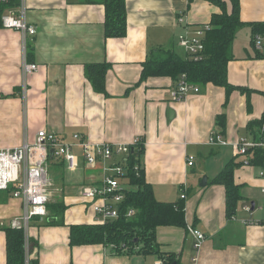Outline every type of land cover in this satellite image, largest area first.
<instances>
[{
  "label": "crops",
  "instance_id": "obj_1",
  "mask_svg": "<svg viewBox=\"0 0 264 264\" xmlns=\"http://www.w3.org/2000/svg\"><path fill=\"white\" fill-rule=\"evenodd\" d=\"M230 10L229 0H225ZM1 3V2H0ZM3 3V2H2ZM9 4V3H6ZM29 24L26 57L37 64L27 76L23 97V39L19 30L0 26V148L34 142L46 129L74 141L73 135L93 143L127 144L140 136L144 177L160 201L175 202L185 191L187 227L201 230L200 248L185 227L160 226L157 241L162 253L175 256L171 264H264V176L261 167L240 164L235 183L242 199L228 217L226 189L214 178L231 161L240 162L233 142L260 140L262 129L249 128L264 114V59L253 45L252 22H264V0H240V27L233 42L234 59L228 81L239 88L229 94L223 86L199 85L185 100L172 98L176 83L170 76L140 81L142 64L152 49L173 48L184 55L179 36L185 24L197 29L210 23L221 8L209 0H125L127 33L106 37V8L100 0H25ZM22 0L5 8L18 11ZM183 14L186 23H180ZM108 62L107 94L96 92L86 66ZM225 115L224 131L217 117ZM220 135L227 144L211 142ZM79 167L52 158L49 176L52 199L46 216H35L27 230L13 227L22 215L23 200L0 193V264H7L5 228L29 238V257L38 264H154L157 255L113 254L103 244L71 245V225L97 224L98 216L81 196L86 185L100 183V166H89L76 146ZM189 156L193 164L189 165ZM115 158L114 160H116ZM206 184L201 186L204 177ZM52 204V206H50ZM53 204L60 211L55 215ZM245 205H250L248 212ZM49 206L52 211L49 212ZM239 219H252L245 224ZM57 222L49 223V218ZM26 250V249H25ZM193 258L196 259L193 262ZM26 259V256H25Z\"/></svg>",
  "mask_w": 264,
  "mask_h": 264
},
{
  "label": "trees",
  "instance_id": "obj_2",
  "mask_svg": "<svg viewBox=\"0 0 264 264\" xmlns=\"http://www.w3.org/2000/svg\"><path fill=\"white\" fill-rule=\"evenodd\" d=\"M106 8L105 35L106 37H123L127 33V14L125 0H100ZM192 1V0H190ZM221 8L220 13H214L209 23L210 28L204 35V53L200 60H194L187 54H180L173 48L157 47L151 50L147 59L142 64L140 81L150 76H170L175 83L182 74L187 75V80L196 85L213 83L223 86L229 94L239 86L228 81V65L234 59L233 42L237 30L245 25L240 16V0H229L230 10L225 0H209ZM12 3V0L10 1ZM9 4L0 3L1 16ZM251 44L255 48L254 37L264 32V22H252ZM256 50V48H255ZM257 54L263 58L258 50ZM111 64L108 62L93 63L86 66L87 79L94 90L107 94L106 74ZM241 89V88H239ZM242 90V89H241ZM221 131H224L226 119L224 113L217 117ZM251 129L264 128V114L260 119L249 124ZM264 138L261 131L260 139ZM143 140V138H142ZM144 152V141L140 148L131 153L127 158L130 187L125 190V198L118 206L119 216L105 223L71 225V245L103 244L113 254H142L157 255L165 264H171L176 259L173 254L162 253L157 241V229L160 226H179L188 228L186 222V203L183 198L175 202L160 201L156 198L154 189L144 177L143 169L138 176L133 170ZM249 164L264 168V148H251L246 156ZM244 164L231 161L214 178V182L224 185L226 189V211L228 217L236 213L238 203L242 199L240 186L235 183V168ZM9 190H0L10 194ZM49 205V204H48ZM52 206V204L50 205ZM49 206V212L52 208ZM59 206L53 204L55 215L59 216ZM129 209L135 213L127 216ZM57 219L49 218V223ZM7 238V264H26V250L24 247V232L11 226L5 228ZM29 264H38V260H31Z\"/></svg>",
  "mask_w": 264,
  "mask_h": 264
},
{
  "label": "built area",
  "instance_id": "obj_3",
  "mask_svg": "<svg viewBox=\"0 0 264 264\" xmlns=\"http://www.w3.org/2000/svg\"><path fill=\"white\" fill-rule=\"evenodd\" d=\"M11 0H0L3 3H9ZM27 5L22 0V5L18 11L8 9L1 16L2 26L5 28L19 30L23 39V97L27 88V76L36 71L38 66L30 63L26 57V44L28 35L37 32V28L29 24L27 19ZM179 22L185 24L186 19L180 14ZM210 28V25H204L197 29H191L185 24L183 33L179 36V45L183 48L185 54L194 60H200L203 57L205 45L204 35ZM255 48L263 55L264 59V32L258 33L254 37ZM199 85L193 84L187 80V75L182 74L171 92L172 98L177 101L185 100L191 92H198ZM74 141H67L64 137L50 132L46 129L39 130L34 142L25 140L21 145L14 148H0V190H9L11 187V196L23 200L22 215L13 223V227H24L28 229L31 219L35 216H46L48 204L52 197L53 182L49 176V162L52 158L63 160L67 168L71 171L79 167V155L74 148H81V155L89 166H100L103 171V177L98 184L83 186L81 196L89 203L98 216L99 223L117 218L119 216L118 204L125 198L124 192L130 187L129 170L127 158L131 153L143 144L142 137L137 136L132 142L127 144L115 143H93L85 140L80 133L73 135ZM211 142L227 144V141L221 140L220 135L211 138ZM233 147L238 155L245 156L244 163L248 164L246 157L251 148L263 147L264 138L260 140L240 139L233 142ZM51 150H53L51 154ZM117 158L116 160H114ZM193 156H189V165L193 164ZM142 166L137 163L133 170L138 176L141 175ZM260 175L264 176V168H261ZM185 191H182L181 198L185 199ZM244 209L250 211V205H245ZM135 213L129 209L127 216ZM232 220H240L248 224L253 223L252 219H239L236 216ZM188 230L196 238L195 247L200 248L206 239V235L199 229L188 227ZM29 238L26 236V264H29ZM196 259L193 258V262ZM154 264H165L163 259H158Z\"/></svg>",
  "mask_w": 264,
  "mask_h": 264
},
{
  "label": "water",
  "instance_id": "obj_4",
  "mask_svg": "<svg viewBox=\"0 0 264 264\" xmlns=\"http://www.w3.org/2000/svg\"><path fill=\"white\" fill-rule=\"evenodd\" d=\"M53 150H51V154H52ZM207 181V177L205 176L202 180L201 186H204L206 184Z\"/></svg>",
  "mask_w": 264,
  "mask_h": 264
}]
</instances>
